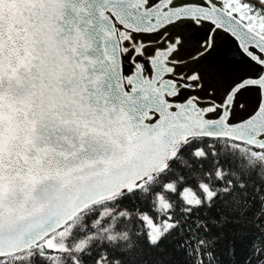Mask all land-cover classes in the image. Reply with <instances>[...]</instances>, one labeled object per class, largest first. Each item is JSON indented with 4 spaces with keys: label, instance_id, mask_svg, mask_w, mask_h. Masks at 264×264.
Returning <instances> with one entry per match:
<instances>
[{
    "label": "snow or ice",
    "instance_id": "1",
    "mask_svg": "<svg viewBox=\"0 0 264 264\" xmlns=\"http://www.w3.org/2000/svg\"><path fill=\"white\" fill-rule=\"evenodd\" d=\"M0 264H264V0H0Z\"/></svg>",
    "mask_w": 264,
    "mask_h": 264
},
{
    "label": "flooded vegetation",
    "instance_id": "2",
    "mask_svg": "<svg viewBox=\"0 0 264 264\" xmlns=\"http://www.w3.org/2000/svg\"><path fill=\"white\" fill-rule=\"evenodd\" d=\"M209 62L230 69L219 79L218 98L219 95H222L223 90L232 82V80L242 75H251L255 72L254 67L240 61L239 57L236 56L235 44L230 39H225L223 35L220 36V45L218 50L212 57L209 58ZM245 96L248 101L249 98L252 99L256 97V94L254 92H246ZM236 114L237 112H235V115Z\"/></svg>",
    "mask_w": 264,
    "mask_h": 264
},
{
    "label": "rangeland",
    "instance_id": "3",
    "mask_svg": "<svg viewBox=\"0 0 264 264\" xmlns=\"http://www.w3.org/2000/svg\"><path fill=\"white\" fill-rule=\"evenodd\" d=\"M242 76H244V75H242ZM246 98L247 97L244 94L240 99H241V102L245 103L249 107V109H250L252 106H254L256 97H254L252 99L249 98L248 101L246 100ZM236 112H237V114L235 115L236 118L243 117V116L246 115V113L243 112V111H241L239 108L237 109Z\"/></svg>",
    "mask_w": 264,
    "mask_h": 264
}]
</instances>
